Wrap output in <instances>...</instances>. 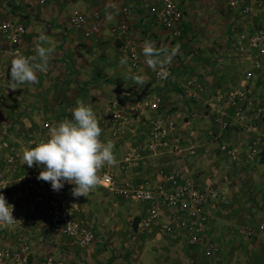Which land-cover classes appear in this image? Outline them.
<instances>
[{"label": "crops", "instance_id": "obj_1", "mask_svg": "<svg viewBox=\"0 0 264 264\" xmlns=\"http://www.w3.org/2000/svg\"><path fill=\"white\" fill-rule=\"evenodd\" d=\"M123 6L121 0H49L47 3L0 0V24L22 22L27 28L17 46L19 55L11 53V44L0 33V82L4 95L0 108V144L8 142L15 148L20 147L25 134L31 132L36 136L46 135L49 146L59 150L66 145L71 131V125L61 127L60 123L73 113L91 118L86 126L90 140L84 153L70 152L66 161L53 165L46 158L42 161L44 169L52 170L48 191L67 200L72 215L80 217L94 231L90 248L79 247L75 240L54 232L45 222L36 228L35 234L41 238L28 240L26 231L30 232L34 226L33 211L39 212L41 207L31 193H25L21 181L13 180L11 191L24 207L25 231L11 225L0 211V249L15 247L27 239L31 261L35 264H44L46 257L64 264H110L107 244L128 250L150 242H170L155 228L139 230L148 205L133 196L136 186L155 187L161 182L159 168L181 170L197 181L210 177L212 172L219 174L220 179L214 186L228 202L211 207L207 233L226 223L235 226V219L242 214L241 207L264 206V156L250 162L245 158L250 141L256 135L264 136V119L255 131L222 129L212 124L215 111L207 105L217 90L241 86L248 71L253 72L248 86L264 96V56L260 58V69H254L250 60L244 61L237 54L228 55L226 50L215 55L216 58L211 57L210 65L196 64L188 58L181 62L165 50L168 47L165 30H158V36H153L152 30L139 36L129 23L133 41L144 56L152 58L151 62L145 60L133 69L121 55L119 43L110 31L113 23L124 19ZM76 7L88 15L100 14L102 29L98 35L87 38L73 27L71 12ZM136 20L141 21L137 18L130 22ZM179 50L182 56L183 51ZM32 63H38L37 68L42 69L31 66ZM163 64L173 69L168 81H158L154 76L155 66ZM8 67L15 70L14 76L8 75ZM190 77H195L204 87L196 100L181 95ZM153 92L161 98L160 111L195 115L194 119H177L178 135L190 147L181 156L171 153V136L157 158L150 156L147 144L154 113L143 108L142 102L144 95ZM111 99L119 101V108L129 118L124 131H118L109 122L107 105ZM23 118L25 122L19 127L18 122ZM46 121L52 122L49 131L43 127ZM221 145L238 149L236 164L230 163ZM132 147L140 149L143 157L128 165L124 157ZM6 152L0 148V167L5 163ZM105 173L112 175L111 185L101 182ZM261 214L264 216V210ZM135 227L138 233L147 232L149 237L139 239L133 233ZM131 255L134 260L137 258L135 252Z\"/></svg>", "mask_w": 264, "mask_h": 264}, {"label": "built area", "instance_id": "obj_2", "mask_svg": "<svg viewBox=\"0 0 264 264\" xmlns=\"http://www.w3.org/2000/svg\"><path fill=\"white\" fill-rule=\"evenodd\" d=\"M47 3L49 0H39ZM183 0H163L159 6H153L151 13L157 23L167 32L172 39L182 36L185 30ZM227 7L231 12L247 14L251 5L246 0H227ZM129 15L127 8H124ZM71 23L76 30L82 31L84 36L91 38L98 35L102 29V18L99 13L88 15L79 8L71 12ZM112 35L119 43V50L123 57L128 59L133 69L139 68L145 60L151 62V56L143 55L139 46L133 41L130 24L122 21L110 29ZM0 33L11 44V53L19 55L18 43L27 33V28L22 22H6L0 24ZM228 55L237 54L244 61H251L254 69H260V58L264 56V31L241 32L235 35L234 42L226 49ZM154 76L158 81H168L173 76L171 66L163 64L155 66ZM253 77V72L248 71L241 86L226 91L217 90L209 98L208 107L215 111L211 118L212 124L222 129L257 130L259 122L264 119V96L258 89L248 86ZM204 87L197 82L195 77L187 79L182 87L181 95L185 98L196 100ZM4 101L2 84L0 82V108ZM142 107L154 113L150 121L149 142L147 144L150 156L157 158L172 137L171 153L181 156L190 147L178 135L177 119L181 117L195 118L193 113L180 114L178 111H160L161 98L158 93H149L143 96ZM227 109L229 111H227ZM109 122L124 131L129 122L119 108V101L111 99L108 102ZM90 119L77 113L64 119L60 126L71 125L66 145L55 150L48 144V138L36 136L35 133L25 134L26 139L20 147H13L8 142H2L0 148L7 151L5 163L0 167V211L6 215L11 225L25 231L24 207L18 197L13 196L11 183L18 180L24 183L25 193H31L41 210L33 211L34 226L30 232L26 231L27 239L33 237L39 223L45 222L56 233L66 235L75 240L79 247L88 249L92 245L95 233L80 217L72 215L68 201L57 197L49 190L50 169L42 167L44 158L51 165L66 161L70 152L82 154L90 140L86 128ZM25 118L19 120V127ZM44 129L51 130L52 122L46 121ZM230 163L236 164L239 159L237 148L221 145ZM264 156V136L256 135L246 147V162ZM140 149L132 147L124 157L125 164H132L142 159ZM161 182L155 187L138 185L133 191L135 200L148 205L145 216L139 222L140 231H151L154 228L168 241L184 240L190 246H203L206 256H212L219 248L212 242L205 243L206 226L210 219V209L219 204H226L227 198L214 186L220 179L217 172H212L210 177L197 181L186 176L183 171L175 169L166 171L158 169ZM13 177V178H12ZM16 178V179H15ZM104 185H111L113 177L105 173L101 177ZM160 222V224H159ZM25 234V233H24ZM25 239V240H27ZM25 240L12 248L0 249V264H35L31 261L30 244ZM44 264H64L53 257H46Z\"/></svg>", "mask_w": 264, "mask_h": 264}, {"label": "rangeland", "instance_id": "obj_3", "mask_svg": "<svg viewBox=\"0 0 264 264\" xmlns=\"http://www.w3.org/2000/svg\"><path fill=\"white\" fill-rule=\"evenodd\" d=\"M121 1H124L123 8L128 9L129 15L124 13V19L113 23L111 27L122 21H127L134 25L133 29L139 36H144L149 30H152L153 36H158V30H163L164 32V29L157 23L151 13V8L161 5L163 0ZM246 1L251 5V11L247 14L231 12L227 7V0H191L182 2L185 24L184 33L181 37L175 39L167 36L165 41L168 47H165V50L169 52L172 58L179 59L181 62H185L188 58L196 64L202 62L205 65H210L213 62L211 57L216 58L215 55L218 56L224 52L229 44L234 42L236 34L255 30L264 31V0ZM137 18H140L141 21L130 22L131 19ZM178 49L181 52L183 51L184 56L179 55ZM63 56L65 58V55ZM204 56L207 57L205 61L203 60ZM50 61L52 62L53 60ZM37 64L35 63L34 65L32 63L31 66L37 68ZM187 66L191 68L189 64ZM37 69L41 70L42 68ZM14 71H11L8 67V75L10 74V77L14 76ZM72 73L73 71L69 75ZM263 210L264 206L255 204L245 209L241 207L242 214L235 219V226L226 223L220 229L211 230L208 233L206 231L205 243L212 242L219 248V251L212 256L205 255L203 246H190L184 240L158 242L155 244L150 242L148 245L139 247L135 245V249L132 247L128 250H122L113 246V244H107L106 249L110 255L109 263L264 264V221L262 218L264 216L261 214ZM4 216L6 217V215ZM133 233L139 239L149 237L147 232L138 233L136 227ZM44 237L47 238L46 236ZM39 238H41V235L35 234L29 239L36 241ZM133 252L137 256L135 260L131 255Z\"/></svg>", "mask_w": 264, "mask_h": 264}]
</instances>
